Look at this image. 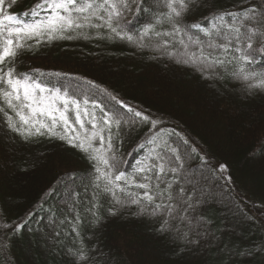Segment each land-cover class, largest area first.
Wrapping results in <instances>:
<instances>
[{
    "label": "trees",
    "instance_id": "obj_1",
    "mask_svg": "<svg viewBox=\"0 0 264 264\" xmlns=\"http://www.w3.org/2000/svg\"><path fill=\"white\" fill-rule=\"evenodd\" d=\"M40 2L4 0L0 11L32 22L30 12ZM257 5H264V0H198L186 19L207 27L216 13ZM40 15L47 13L40 10ZM130 19L127 29L135 38L152 14L137 9ZM92 23L103 21L93 19ZM159 31L170 29L165 25ZM78 32L87 38L77 37ZM69 34L76 38L44 40L39 45L27 41L34 54L18 57L16 71L29 72L47 88L76 100L88 133L93 130L89 121L94 113L97 127L105 128L101 135L107 137L100 117L101 109L111 113L119 108L112 96L148 116L149 122H122L121 138L114 141L120 170L132 183L116 182L125 191L116 190L123 203L115 204L111 193L103 192L105 181L95 180L97 174L82 152L47 134L26 139L0 113V224L9 225L0 227V264H73L69 250L75 252L81 241L95 264H264V93L249 95L246 84L230 75V63L226 70L203 72L183 63L193 52L199 54L187 37L183 38L188 44L185 50L174 43L180 36H153L151 42L132 43L106 28L87 26ZM200 39L208 38L201 35ZM255 67L261 69L264 64ZM56 106L64 107L59 100ZM69 108L72 125L83 134L75 109ZM85 108L89 115L84 114ZM24 112L28 114V109ZM8 114L20 127L19 118L11 110ZM36 118L51 124L47 116L38 113ZM151 121H156L155 126ZM57 131L62 128L58 126ZM93 145L100 147L98 138ZM176 156L181 159L177 161ZM168 161L184 167L159 178L158 169L136 172L141 164ZM205 163L213 171H207ZM221 165L226 171L219 170ZM145 175L152 179L145 181ZM187 181L214 195L194 208L184 205L186 211L173 201V215L156 216L141 213L140 205L131 203L128 196L144 193L135 186L138 183H149L155 193L157 184L163 190L173 182V190L178 191L181 186L191 187ZM165 219L170 228L161 233ZM17 225L23 226L14 232Z\"/></svg>",
    "mask_w": 264,
    "mask_h": 264
},
{
    "label": "snow or ice",
    "instance_id": "obj_2",
    "mask_svg": "<svg viewBox=\"0 0 264 264\" xmlns=\"http://www.w3.org/2000/svg\"><path fill=\"white\" fill-rule=\"evenodd\" d=\"M3 2L4 0H0V4ZM197 5L198 0H157L155 4H146L144 0H41L30 12L33 17L32 22L0 11V113L6 117L11 129L24 135L26 139L34 135L47 134L49 137L64 140L71 148L78 149L94 168L97 174L95 180L105 181L103 192L111 193L115 204H122L123 202L116 195V190L125 191V189L116 182L124 180L127 185L132 183V179L126 177L120 170L121 161L115 154L114 141L121 138L122 122L124 125L149 122V117L144 116L141 111L124 105L112 96L110 99L115 101L119 108L111 113L101 109L103 115L100 117L103 125L107 126V137L101 135L105 128L97 127L94 113L91 114L92 119L89 121L93 130L88 133L80 117L81 105L76 100L68 99L67 94L60 95L58 90L47 88L31 73L17 72L16 67L21 62L18 57L26 52H33L32 45L27 41L35 40V43L39 45L44 40L51 43L53 40L73 39L76 37L69 33L86 26L106 28L115 37L132 43H140L143 39L151 42L153 36L160 39L180 36L181 39L174 43H179L185 50L188 49V44H185L183 38L187 37L191 44L199 48V54L193 52L188 60L182 61L183 63L196 65L201 72L218 68L226 70V63H230L233 65L230 75L246 84L245 90L249 95L264 93V68L255 67L257 64H264V5L249 7L239 12L216 13L208 21L207 27H202L199 22L189 23L186 19L193 7ZM137 9L151 13L152 19L143 32H137L134 38V35L129 34L131 30L127 29V25L132 23L130 15ZM40 10H44L47 15L41 17ZM101 12L103 15L100 14ZM226 16L229 19L226 20ZM93 19L101 20L103 23L95 25L92 23ZM165 25L170 31H159V28ZM82 34L78 32L77 37ZM83 35L87 38L86 34ZM201 35L207 37V41L200 39ZM202 46H206V49L211 51L206 53L205 47ZM229 55L231 60H228ZM221 56L224 58L221 59ZM37 92L40 95H37ZM57 100L63 104L62 110L56 106ZM84 103L87 104V101ZM69 105L75 109L76 123L80 125L83 134L76 131L67 115L70 111ZM121 108H126L127 112L122 113ZM24 109H28V114H25ZM8 110L19 118L20 127H17V121L8 114ZM83 111L85 115H89L86 108ZM38 113L42 117L47 116L51 124L37 119ZM134 118H140V121ZM151 124L155 126L156 121H151ZM25 125L28 127L25 128ZM58 126L62 128V131H57ZM113 126L116 129L115 132L112 131ZM97 138L100 147L93 145V141ZM105 143L107 148H104ZM172 151L175 153V149ZM180 159L181 157L176 156L177 161ZM166 163H171L173 166L168 168ZM183 167V164L168 161L151 166L141 164L136 172L158 169L157 178H159L160 174H166L169 171L175 174L179 168ZM205 167L207 171H213L207 167L206 163ZM219 170L224 172L226 168L221 165ZM143 179L149 181L152 177L145 175ZM172 183L168 182L163 190L157 184L155 193L152 192L149 183H138L135 186L145 191L142 195L128 193L130 202L140 205L141 213L152 216L165 213L173 215L175 206L186 211L184 205L194 208L196 204L204 203L205 197L214 195L203 186L192 184L191 181H187L191 184L190 188L181 186L178 191L173 190ZM95 186L99 188L100 184L96 183ZM157 199L160 202H157ZM164 200L169 203H163ZM95 207L96 205H93V208ZM92 214L96 215L95 212ZM180 219L183 221L185 217ZM22 226L17 225L14 232H18ZM0 227L7 228L9 225L0 224ZM169 228V221L165 219L159 231L164 233ZM73 231L76 229L73 228ZM69 251L74 257L73 264H95L93 257L85 250L83 241L75 252Z\"/></svg>",
    "mask_w": 264,
    "mask_h": 264
}]
</instances>
